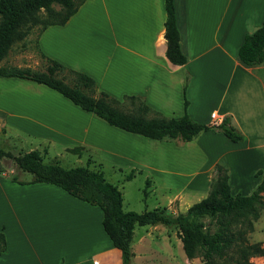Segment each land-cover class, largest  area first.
<instances>
[{
  "label": "crops",
  "instance_id": "crops-1",
  "mask_svg": "<svg viewBox=\"0 0 264 264\" xmlns=\"http://www.w3.org/2000/svg\"><path fill=\"white\" fill-rule=\"evenodd\" d=\"M174 5L184 64L167 56L165 0H86L65 24L40 32L38 50L90 75L99 91L119 100L135 95L168 117L187 113L206 124L214 123L212 113L218 122L229 117L243 141L208 130L177 146L112 126L44 84L3 77L0 83L11 86L0 88V143L3 130L13 126L67 144V150L80 146L117 162L130 159L132 170L152 171L153 183L179 191L186 205L208 195L218 164L228 169L233 194H251L264 175V61L247 65L238 50L263 25L264 0H174ZM3 163L0 158V231L6 239L0 264H123L99 206L51 183L16 182L13 177L33 176L9 172ZM166 228L162 223L134 228L131 248L140 250L131 264L156 263L158 248L146 239Z\"/></svg>",
  "mask_w": 264,
  "mask_h": 264
},
{
  "label": "trees",
  "instance_id": "trees-1",
  "mask_svg": "<svg viewBox=\"0 0 264 264\" xmlns=\"http://www.w3.org/2000/svg\"><path fill=\"white\" fill-rule=\"evenodd\" d=\"M86 0L74 3L72 0H0V61L16 41L27 35L31 25L42 22L43 31L49 25L65 24ZM64 7L63 13L56 10L53 3ZM167 18L165 21V37L167 40V56L174 64H184L186 57L181 51L180 34L177 26L174 0H165ZM42 11L45 16H41ZM43 17V18H41ZM239 58L247 65H255L264 61V23L253 32L247 34L238 50ZM45 60V69L34 70L30 67H14L0 65V78L17 77L24 80L44 84L85 111L92 112L108 124L125 131L148 138L185 143L195 139L200 133L208 130L223 133L233 142L244 140V134L235 128L229 117L218 124H206L195 121L187 113L182 116L168 117L152 109L144 99L135 95H126L135 106V111H126L119 107L123 102L113 95L99 91L96 81L90 75L66 67L61 62L41 54ZM67 70L75 78L73 84L67 83L59 76ZM89 89L87 93L84 89ZM188 102L185 101V107ZM149 114H152L151 116ZM82 147L69 148L76 152ZM0 158L7 164L13 161L22 171L32 174L30 181L13 180L21 184L47 182L57 185L76 198L92 205L99 206L103 211V228L113 244L122 252L123 264H131L133 251V233L136 226L156 223L177 225L184 235L187 255H190L189 243L196 241L200 246L203 264H250V253H263L260 244L240 245L237 235L231 231V218L244 216L256 203H261L260 192L264 189L262 182L249 195L233 194L229 183L228 169L216 166V183L210 193L200 202H196L184 213L175 215L167 208L145 210L143 213L126 211L123 206V194L118 185L107 180L100 171L78 166L66 168L58 162L47 163L38 149L20 155H14L0 147ZM130 180L136 174L133 170ZM263 172H257L261 175ZM211 215L220 227L203 230L193 222V218ZM6 249V239L0 231V252ZM238 253L234 260L229 259L231 253Z\"/></svg>",
  "mask_w": 264,
  "mask_h": 264
},
{
  "label": "rangeland",
  "instance_id": "rangeland-1",
  "mask_svg": "<svg viewBox=\"0 0 264 264\" xmlns=\"http://www.w3.org/2000/svg\"><path fill=\"white\" fill-rule=\"evenodd\" d=\"M72 1L77 3L80 0ZM53 6L56 10L63 13V5L55 2L53 3ZM41 16H45L44 11H42ZM42 28V22L31 25L25 38L12 44L6 55L0 61V65L30 67L37 71L44 70L45 60L42 58L37 44V38ZM59 76L64 78L65 81L70 84H73L76 80V78L67 70L60 72ZM6 85L11 86L9 83L5 82L0 83V88ZM84 91L91 93V91L86 88ZM119 101L123 102L119 105L121 109L135 111L136 106L129 99L122 98ZM149 115L151 116L152 114ZM87 121L89 120L86 119V122ZM221 134L225 136L223 133ZM111 137L114 138V135H111ZM171 142H175L177 146L184 144L175 140H171ZM224 146L225 144H222V147ZM0 147L6 151L12 152L14 155L24 154L30 149L37 147L47 163L58 162L66 168L83 166L94 171L102 172L107 180L118 185L119 189L122 191L123 206L126 211L129 210L143 213L145 210L167 208L169 211H172L177 215L186 212L190 206L196 202H200L208 196L198 199L195 203L191 202V205H186L184 202L187 198L184 196V202L183 200L181 201V193L179 191L174 192L167 189L164 190L153 183L155 173H152L150 170L141 173L136 172L133 178L126 180V178L132 176L134 172L132 170V162L130 159L118 158L119 162H117L110 158L108 154H106V156H101L99 152H97V154L93 150L87 151L83 149L72 152L66 149L67 144L61 142L49 143L18 127L10 126V128L3 130ZM47 148L48 152L46 153L45 151H47ZM2 167L9 172H11L12 169H16L17 171L20 170L13 161H9L7 164L3 163ZM19 173L24 177H32V174L21 170ZM216 177V172H214L209 193L213 185L216 183ZM183 183H185V179ZM260 196L261 203H256L250 212L244 216L231 218L230 228L231 231L237 235L238 243L240 245L250 246L258 243L264 250V189L260 192ZM193 222L199 225L203 230H213L220 227L216 218L209 214L195 217L193 218ZM166 226L167 228L165 231L154 229V231H152L154 232V236L148 235L146 239V245L158 248L156 256H154L156 259V263L154 264H203L204 259L200 255L199 244L194 240L190 241V255L188 256L185 250L183 232L177 225ZM170 249L174 250L175 256L168 252ZM178 249H180V253ZM139 250L140 249L135 247L133 249L135 263L137 262ZM238 256L239 255L236 252L231 253L229 259L234 260ZM248 262L250 264H264V252L250 253Z\"/></svg>",
  "mask_w": 264,
  "mask_h": 264
},
{
  "label": "built area",
  "instance_id": "built-area-1",
  "mask_svg": "<svg viewBox=\"0 0 264 264\" xmlns=\"http://www.w3.org/2000/svg\"><path fill=\"white\" fill-rule=\"evenodd\" d=\"M211 117H212V119L214 120V123H213V124H218V123H220V122L217 121V119H218V114H217V113H212V114H211Z\"/></svg>",
  "mask_w": 264,
  "mask_h": 264
},
{
  "label": "bare ground",
  "instance_id": "bare-ground-1",
  "mask_svg": "<svg viewBox=\"0 0 264 264\" xmlns=\"http://www.w3.org/2000/svg\"><path fill=\"white\" fill-rule=\"evenodd\" d=\"M78 210H80V209H76V211H78ZM74 215H76V214H74ZM74 215H72V216H74ZM78 215V214H77ZM71 234H73L72 232H70Z\"/></svg>",
  "mask_w": 264,
  "mask_h": 264
}]
</instances>
